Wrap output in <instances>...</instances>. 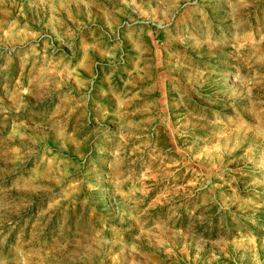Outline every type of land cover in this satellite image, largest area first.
I'll return each instance as SVG.
<instances>
[{
	"label": "rangeland",
	"instance_id": "1",
	"mask_svg": "<svg viewBox=\"0 0 264 264\" xmlns=\"http://www.w3.org/2000/svg\"><path fill=\"white\" fill-rule=\"evenodd\" d=\"M75 1L0 0V264H264V0ZM131 60L147 93L70 106Z\"/></svg>",
	"mask_w": 264,
	"mask_h": 264
},
{
	"label": "crops",
	"instance_id": "2",
	"mask_svg": "<svg viewBox=\"0 0 264 264\" xmlns=\"http://www.w3.org/2000/svg\"><path fill=\"white\" fill-rule=\"evenodd\" d=\"M73 7L72 17L75 24L74 29L79 28L80 24L84 26L85 24L83 23L90 22L91 20L101 23L112 21V18H108V15L115 13V10L113 8H110L104 0H78L73 3ZM94 32H97L95 28H93V31H91L90 34H93ZM83 33H87V31L84 30ZM99 36H102V34L98 33L97 37ZM128 38L130 39V37ZM132 39L134 40L135 38L133 37ZM96 42H100L101 45L104 41L97 40ZM132 45L134 47L133 43ZM86 47L87 49L82 48L81 54L83 55L81 56V62L77 64V67H75L76 70H82V73L86 76L91 75L93 71V60L88 58V54H100L102 56H106L107 53H109L110 56H113L115 54L114 51L99 49V47L95 43H89ZM74 50L79 52L78 49H73L71 51L72 54ZM141 52L142 51L140 50L135 51L133 53V56L137 57V61L147 60L148 57L145 58ZM147 69V64H143V66H140V63L136 64L133 60H131V62L127 61L125 66H120L112 63V65L101 67L99 79L95 83L89 100L85 95L87 79L81 80V83L78 87L74 85L70 86L74 93H78V96H75L74 93L68 95L70 96V106L73 108L74 103H76V109H80L81 107L83 109V106L87 102H89L91 107L93 109H96L100 106V103L111 105L115 98V82H117L118 84L123 82L124 84L127 81V83H125L127 85L129 84V89L127 90V92H130L135 96L139 94H145L147 93V78H149L147 76ZM130 79L132 80V82L130 81ZM122 88H124V85H122ZM151 92H154V90Z\"/></svg>",
	"mask_w": 264,
	"mask_h": 264
},
{
	"label": "built area",
	"instance_id": "3",
	"mask_svg": "<svg viewBox=\"0 0 264 264\" xmlns=\"http://www.w3.org/2000/svg\"><path fill=\"white\" fill-rule=\"evenodd\" d=\"M142 22H144V23H147L148 21H142ZM129 23H128V21H126V20H123L117 27H116V29H115V36H114V38H116V39H120L121 38V31H122V29L125 27V26H127ZM151 24L152 25H154L155 23L154 22H151ZM155 25H157V24H155ZM159 26V25H158ZM125 60H126V56H125V51H124V49L121 47L120 48V54H119V58H118V63H120V64H124V62H125ZM92 84V83H91Z\"/></svg>",
	"mask_w": 264,
	"mask_h": 264
}]
</instances>
